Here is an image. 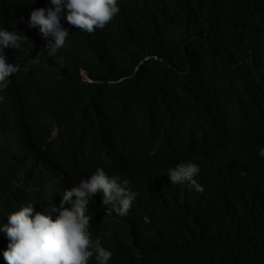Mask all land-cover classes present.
Wrapping results in <instances>:
<instances>
[{
  "label": "clouds",
  "instance_id": "obj_1",
  "mask_svg": "<svg viewBox=\"0 0 264 264\" xmlns=\"http://www.w3.org/2000/svg\"><path fill=\"white\" fill-rule=\"evenodd\" d=\"M127 4L0 0V133L15 136L30 153L37 183L58 186L51 203L26 202L0 223L7 264H108L113 251L99 230L105 220L118 222L124 235L158 226L172 201L228 180L232 137L262 124L261 84L243 83L214 98V123L186 110L191 87L179 96L131 87L115 92L113 86L128 78H98L95 63L82 66L110 53ZM151 59L163 61L148 55L134 74ZM65 75L73 80L58 83ZM74 81L88 90H71ZM193 97L213 98L206 90ZM258 155L264 158V147ZM66 179L71 182L62 185Z\"/></svg>",
  "mask_w": 264,
  "mask_h": 264
},
{
  "label": "trees",
  "instance_id": "obj_2",
  "mask_svg": "<svg viewBox=\"0 0 264 264\" xmlns=\"http://www.w3.org/2000/svg\"><path fill=\"white\" fill-rule=\"evenodd\" d=\"M152 1L149 6L147 0H128L110 53L82 66L95 63L92 74L98 78H128L113 86L115 92L131 87L150 96H179L191 87L186 110L214 123H219L214 98L243 83L264 86V0ZM148 55L163 61H146L134 74ZM70 88L85 92L89 86L74 81ZM205 90L212 101L193 97ZM232 140L229 179L206 194L172 201L161 211L158 226L124 235L118 222L105 220L99 230L113 251L108 264H264V158L258 155L264 147V116L262 124ZM4 145L10 150L0 151L8 158L0 160V223L26 202L51 203L58 188L37 183V167L15 136L0 133V149ZM0 243V264H7L3 233Z\"/></svg>",
  "mask_w": 264,
  "mask_h": 264
},
{
  "label": "bare ground",
  "instance_id": "obj_3",
  "mask_svg": "<svg viewBox=\"0 0 264 264\" xmlns=\"http://www.w3.org/2000/svg\"><path fill=\"white\" fill-rule=\"evenodd\" d=\"M13 115H14V113H13ZM10 123H11V128L13 127V121L11 120L10 121ZM6 149H0V151H5ZM6 152V151H5ZM147 155V153H145V156ZM8 158H6V159H4V156L3 157H0V160H7ZM45 168V169H44ZM43 168V170H44V173H45V176H47V178H48V176H49V178H48V180H50V172H51V168H52V166L50 165V164H47L45 167ZM54 178H56V177H54Z\"/></svg>",
  "mask_w": 264,
  "mask_h": 264
},
{
  "label": "rangeland",
  "instance_id": "obj_4",
  "mask_svg": "<svg viewBox=\"0 0 264 264\" xmlns=\"http://www.w3.org/2000/svg\"><path fill=\"white\" fill-rule=\"evenodd\" d=\"M71 80H73V77H72V76H70V75H65V76H62V77H61V80H59L58 83L65 84V83L70 82Z\"/></svg>",
  "mask_w": 264,
  "mask_h": 264
}]
</instances>
